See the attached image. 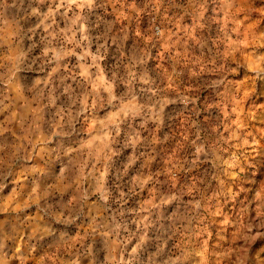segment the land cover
<instances>
[{"label":"clouds","instance_id":"clouds-1","mask_svg":"<svg viewBox=\"0 0 264 264\" xmlns=\"http://www.w3.org/2000/svg\"><path fill=\"white\" fill-rule=\"evenodd\" d=\"M0 264H264V0H0Z\"/></svg>","mask_w":264,"mask_h":264}]
</instances>
